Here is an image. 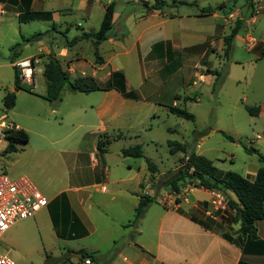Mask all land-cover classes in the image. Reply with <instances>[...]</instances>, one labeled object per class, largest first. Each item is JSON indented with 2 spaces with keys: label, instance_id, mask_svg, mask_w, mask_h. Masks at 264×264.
Masks as SVG:
<instances>
[{
  "label": "crops",
  "instance_id": "0c3cea01",
  "mask_svg": "<svg viewBox=\"0 0 264 264\" xmlns=\"http://www.w3.org/2000/svg\"><path fill=\"white\" fill-rule=\"evenodd\" d=\"M61 1L30 0L27 5L21 0H0V10L2 11L0 16L12 14L17 24L21 25L35 22L45 25L43 29H38L36 33H33H45L44 37L31 42L23 41L26 44L34 45L36 48L34 53L20 55L21 51L19 50L17 53V49L11 53L14 59L9 60L13 71L12 64L18 59L36 57L39 60L40 64L36 66L33 75L32 87L38 88L39 81L43 79V92L32 95L30 89L29 95L32 97L46 104L48 103L42 99L45 94V80L42 72L44 63L50 57L57 59L62 67L65 66L71 80L89 77L93 78L97 84L104 85L112 72L119 71L124 75L127 90L135 91L139 95L138 100H130L123 98L115 90L88 93H98V101L95 105L87 106L94 111V117L92 119V129L84 131L83 139L87 136H93L96 137L97 142L99 134L107 133L106 131L115 124H121L122 120L128 122L127 124L134 125L140 117L154 118L155 111L153 110L155 107L165 111V113H169L168 107H177L173 103L170 106L161 103H151L148 98L146 99L144 95L138 93V89L149 83L146 80L150 79V73L154 77L156 76L153 71V62L160 61L163 63L161 71L165 74L163 77L166 78L163 79L157 76L160 84L167 80L168 76H173L174 73L182 72L183 70L185 72L189 71L191 64L194 63L197 65L193 69L195 71L194 77L197 81H193V84H209L211 77L215 78L214 80L216 81V77L210 72L216 71L219 76L223 75V72L214 69L208 59L211 58V55H217V52H221L219 58L227 65L229 63L241 65V61L233 59V44L235 42L241 43L247 48L248 52L254 54V58L246 61V64L256 67L264 62V24L258 28L257 37H252L248 32V25L255 26L258 22V17L264 16V12L256 13L255 4L252 3L241 14L242 16L238 17L240 10H234L229 13V11H226L227 9H223L228 0H211V2L206 0H177V2L173 1L170 4H168L167 0H161L165 5L160 9H152L155 0H128L130 5L121 0L126 6L123 10L118 11L115 10V4L121 3L119 2L120 0H107L108 3H104L102 0H78L76 6H73L72 0H63L60 5ZM196 2H200V5H196ZM110 3L114 5L112 28L107 33L106 39L98 45L97 51L101 62L96 63L91 38L81 40L71 46L67 45V41L79 37L82 33L97 32L105 7ZM178 6L195 7L193 11H185L182 15H175L168 10V7H171V10L176 11ZM25 7L31 12L50 13L51 17L49 20H34L22 23L18 20V17L24 12ZM134 8L135 10L138 9V11H134ZM99 12L101 20L97 31H85L80 21H84L87 24L91 15L99 14ZM175 18L193 21L210 19L214 26L212 31L203 35L181 34L180 36H174L170 32L171 30H166V23ZM74 19H79L80 21L75 23ZM236 21H240L242 24L232 41L229 56L224 58L223 38L235 27ZM18 28L21 29V26L18 25ZM72 28H75V32L71 31ZM30 36L31 34L25 35V37L21 35L24 38ZM49 37L51 39H47ZM58 37L65 39V46L58 47L59 43L54 41V38ZM85 47L87 49L82 50ZM89 49H91L92 56L87 57L86 52ZM121 56H131L134 63L132 78L127 75L128 69L122 65ZM226 70L227 66L223 68L225 74H227ZM228 72H230V67ZM250 78L252 77L248 78V87L251 86ZM133 80L136 85H131L130 82ZM19 86L22 87L23 84L20 83ZM154 86V84L152 87L148 86L147 91L152 92V94H159L160 89L158 87H163L165 84ZM10 87V90L15 94L16 102V96L18 98L20 92H25L14 88V78ZM161 97L162 95H159V98ZM188 100V97L184 98V101ZM193 101L198 102L199 98H194ZM238 101L241 104H250L259 108L256 116H250L247 113L250 117H260L264 112V99L253 101L248 98L247 94L242 93L241 97L237 98ZM148 103L152 105L147 106ZM87 107H77L72 110L71 114L77 116L76 118L83 123L87 120L90 121L89 117L79 114L81 111L85 112ZM244 107L245 110L247 107L251 108L248 105ZM51 109V113H56L55 108ZM151 112H153L152 115H150ZM249 123L252 124V127H250L252 130L251 138L247 139L246 143L251 149L254 146L257 147L254 150L259 155L264 156V153H261V151L264 152L263 136L260 135L261 133H255V130H257L255 122L249 121ZM12 125L16 130L20 129L19 126L13 123ZM212 130L215 129H210V131ZM232 139L234 140V138ZM89 148H86L88 159L90 160L89 171L87 172L83 171L81 163L82 153L78 149H57L60 157L68 159L65 163L67 169H69V181L68 186L54 194L50 200L61 192L67 194L69 205L74 213L71 214L69 219L68 228L71 230L69 238L72 241L79 240L81 244L59 253L51 264H82L80 259L72 256V254H80L81 251L93 256L90 264H239L240 262L245 264H264V219L255 223V238L240 236L237 233L238 225L231 223L226 225L227 221L223 220L222 216L216 215L214 219L207 217L208 220L214 222V225L209 226L207 225L208 223L205 224V221L198 214V212H201L200 206L203 208L204 213L209 209V196L204 189L188 191L186 193L187 202L183 200L182 194L179 200H175L176 206H171L170 203H164L161 202L162 199H157L156 202L151 203L147 207L138 223L131 225L130 222L134 217V212L141 196L149 193V187L152 186L149 173L143 174L138 178L137 173H130L132 167L127 163L129 173L116 175L117 177L113 178L110 176V169L105 158H103L107 152L99 156L97 150L95 152ZM196 148H200V143ZM194 154H202L201 156H203L205 153L196 152ZM255 156V158L248 156L243 168L239 169L242 172L239 175L249 181H253L258 169L264 167V162L259 161L258 156ZM96 157H98L97 160ZM232 157L233 155L231 159H233ZM0 159L3 160V157H0ZM134 166L138 172L142 171L143 173V170L138 165ZM163 174L157 168L155 179L156 176ZM71 177L79 184H71ZM157 188H159V185ZM157 188L151 189L152 194L157 193ZM162 190H164V187H162ZM201 191L206 194V198L197 194V192ZM70 193L76 196V199L73 198L74 203ZM166 194L163 193L162 196L165 197ZM229 196L234 199L232 194ZM79 207L80 213L75 209ZM44 210L47 211V206L32 219H35ZM94 210L96 211L95 213H93ZM226 210L228 212L231 211V217L234 216L233 210L228 208ZM190 216H193L197 221L191 220ZM199 221H203L204 224H200ZM223 235L228 236L230 240L225 239ZM57 238H60V235ZM4 253L8 254V252Z\"/></svg>",
  "mask_w": 264,
  "mask_h": 264
},
{
  "label": "rangeland",
  "instance_id": "374dc122",
  "mask_svg": "<svg viewBox=\"0 0 264 264\" xmlns=\"http://www.w3.org/2000/svg\"><path fill=\"white\" fill-rule=\"evenodd\" d=\"M102 1L108 3L107 0ZM173 1L177 2V0H167L168 4ZM206 1L211 2V0ZM62 2L63 0L60 5ZM119 2L121 3L115 4L116 11L123 10L126 6L121 0ZM124 2L130 5L128 0H124ZM77 3L78 0H72L73 6H76ZM196 3V5H200V2ZM250 3L254 4L255 0H228L223 9H227L226 11H229V13L234 10H240L238 17H241V14L247 10ZM194 7L178 6L176 11L168 7V10L175 15H182L185 11H193ZM134 11H138V9L135 10L134 8ZM13 16L12 14L0 16V117L6 115L7 121L24 130L29 140L25 144H13L15 148L13 152L7 150L9 141L3 144L0 149V157H3V160L0 159V174H5L13 179L22 176L28 178L46 198L47 211H42L35 219L21 221L12 227L0 239V251L8 252L16 264H51L59 253L81 244L79 240L72 241L69 238L71 233L68 228L69 219L71 214L74 213L69 205L67 194L61 192L50 200L54 194L65 189L69 181V169H67L65 163L68 159L60 157L57 149H78L82 153L81 163L83 171H89L90 160L88 159L86 148L90 147L92 151L96 152V137L87 136L83 139V133L92 129L94 111L87 106L95 105L98 101V93L72 94L65 86L61 94V101L56 102V104H46L29 95L30 93L35 95L43 92V79H41L36 89L23 84L20 89L24 90L25 93L20 92L19 97L17 98L16 96L14 108L6 110L3 105V98L5 94L12 92L10 86L14 78V71L9 64V57L12 53L10 49L15 44H20L19 48L15 49V51L18 49L17 53L19 50L21 51L20 55L34 53L36 49L34 45L23 42L21 35L25 37V35L31 34L32 36L38 29H43L45 26L36 22L24 25L17 24ZM258 18L255 26L248 25V32L252 37L258 36V28L264 24V16L261 15ZM100 20L101 14L99 12V14H92L87 24L79 19H74V22L78 23L80 21L85 31L94 32L97 31ZM18 25L21 26V29L18 28ZM213 26L210 19L193 21L175 18L166 23V30H171L170 32L174 36H180L181 34L196 36L209 33L212 31ZM71 31L75 32V28H72ZM50 37L47 39H51ZM54 41L59 43L58 47L65 46V39L62 37L54 38ZM233 46V59L241 61V65L230 63L227 65L219 58L221 52H217V55H211V58L208 59L214 69L223 72V75L221 74L216 81L214 80L215 78L211 77L209 84H193V81H197L193 70L197 65L194 63L191 64L189 71L185 72L183 70L182 72L174 73L171 77L168 76V79L161 83L162 85L165 84V86L158 87L160 89L159 94H152V92L147 91L148 86L152 87L153 84L155 85L154 87L162 86L158 82L157 76L163 79L166 78L163 77L165 74L161 71L163 63L160 61L153 62V71L156 76L154 77L150 73V79L146 80L149 83L138 89V93L144 95L146 99L148 98L151 103H161L169 106L173 103L178 108H184L194 115L195 121L190 122L177 118L155 107L153 110L155 111L154 118L140 117L134 125L127 124L128 122L123 120L121 124H115L106 131L107 134L113 137L117 132H122L125 137L112 142L108 147L107 153L103 156L110 169L111 177L114 178L129 173L127 170V163H129L132 167L130 173H137L139 178L143 174L148 173L145 159H149L157 166L160 172L164 173L156 176L151 186L153 188L159 185L155 197L156 200L162 199L161 202H163L164 197L162 194L168 192L164 183L184 166L181 153L174 155L169 153L168 141L185 143L188 151L193 153H205L203 156L213 161L215 168L220 172L242 173L239 169L243 168L248 156L256 157L245 150L251 149L246 143L247 139L251 138L252 131L250 128L252 124L249 121L255 122L257 129L255 133H261L260 135L263 136L264 140V112L260 117H250L244 106H253L241 104L240 101L237 102V98L244 93L253 101L264 99V62L256 67L246 64V61L254 58V54L248 52L247 48L241 43L235 42ZM84 49H87V47L82 48V50ZM86 53L87 57L92 56L91 49ZM120 61L128 69L127 75L132 78L134 63L131 56H121ZM225 66H227V74L223 71ZM229 67L230 72H228ZM63 68L65 69V66ZM249 77H252L249 80L251 83L250 87L247 86ZM130 83L131 85H136L134 80ZM159 95H162V97L159 98ZM185 97H188L189 100L184 101ZM194 98H199V101L194 102ZM174 99L177 100L174 101ZM151 105L147 104V106ZM80 106L87 107L85 112L81 111L79 114L89 117L90 121L87 120L83 123L76 118L77 116L71 114L73 109ZM51 108H55L56 113H51ZM210 129L215 130H212V132ZM220 131L231 136L234 140H227ZM199 143L200 148L197 149L196 147ZM136 144L141 146L144 158H123L120 155L121 149ZM5 145L7 146L6 152L3 150ZM252 148L257 149L255 146ZM261 153L264 152L261 151ZM232 155L233 159H231ZM97 159L98 157H96ZM134 165H138L143 170V173L142 171L138 172ZM71 181V184H79L72 177ZM186 185H182L180 192L174 197L176 200L180 199ZM151 187H149L148 195L152 194ZM162 187H164V190L161 191ZM197 194L206 198V194L202 191L197 192ZM70 197L74 203L76 196L70 193ZM75 209L80 213V207ZM200 209L201 212H198V214L205 221V224L214 225V222L207 219L201 206ZM95 212L94 210L93 213ZM217 215L222 216L223 220L227 221L226 225H229L231 211L225 210L223 214L219 212ZM58 235H60V238H57Z\"/></svg>",
  "mask_w": 264,
  "mask_h": 264
},
{
  "label": "trees",
  "instance_id": "16d2710c",
  "mask_svg": "<svg viewBox=\"0 0 264 264\" xmlns=\"http://www.w3.org/2000/svg\"><path fill=\"white\" fill-rule=\"evenodd\" d=\"M25 4H29L30 0H21ZM165 3L161 0H155V4L152 9H160ZM113 3L108 4L105 7V11L99 26V29L95 33H82L79 37H75L70 41H67V45L71 46L81 40H91L93 48V54L96 63H100L101 59L98 56V45L104 41L107 37V33L112 28L113 18ZM51 17L50 13L47 12H31L27 7L24 8V12L19 15L18 20L22 23L34 21V20H49ZM240 21H236L235 27L231 29L230 33L223 38V56L227 58L230 54L232 41L237 34V31L241 26ZM45 33H37L28 38L22 37L23 41L31 42L36 41L44 37ZM19 44H15L10 50L15 51ZM14 56H10V60H13ZM216 79L219 77L218 72L212 71ZM45 80V94L42 96L48 103H56L61 100V93L65 86L71 93H82L88 94L96 91H108L115 90L123 98L130 100H138L139 95L135 91H128L125 84L124 75L117 71L112 72L108 81L104 85L97 84L93 78H76L71 80L66 69L62 67L60 62L50 57L43 66L42 72ZM20 82L18 74L14 69V88L20 89ZM215 85V83H214ZM214 89V86H213ZM15 104V94L7 93L3 98V105L6 110H10ZM247 113L250 116H256L259 112L258 107L246 108ZM168 112L177 118L184 119L190 122H194V116L178 107H168ZM220 133L229 141L233 139L225 133ZM125 135L122 132H117L113 137H110L107 133H101L98 135L96 142V150L98 155L101 156L107 152L108 146L113 142L120 139H124ZM9 145L7 150L9 152L15 151L13 144H25L28 142V135L22 129H17L10 132L8 135ZM167 147L169 153L174 155L176 153L183 154V165L184 169L180 172H176L173 177L165 182V188L167 193L178 194L182 188V185L188 184L196 189L204 190H217L222 192L227 199V208L234 211V216L231 217L230 223L238 225L237 233L242 237L255 238L256 228L255 223L264 219V167L258 169L253 181H249L234 172H220L218 171L213 162L204 156L196 155L193 152L188 151V147L185 143L176 141H168ZM248 153L255 154L258 156L259 161L264 162V156H261L254 149H245ZM121 156L124 158L142 159L144 158L143 151L140 145H132L121 149ZM147 170L149 173V179L152 182L155 179L157 173V166L152 163L149 159H145ZM153 187V189L157 188ZM155 191V190H154ZM230 194L234 196L230 198ZM156 202L155 194H145L141 196L138 205L134 212V217L130 222L131 225H135L141 219L145 213L147 207ZM190 219L197 221L193 216ZM200 224H204L200 222ZM223 237L227 240L230 238L226 235ZM81 261L89 259L90 263L93 260V256L86 252L81 251ZM239 264H245L240 262Z\"/></svg>",
  "mask_w": 264,
  "mask_h": 264
},
{
  "label": "built area",
  "instance_id": "2783aa9c",
  "mask_svg": "<svg viewBox=\"0 0 264 264\" xmlns=\"http://www.w3.org/2000/svg\"><path fill=\"white\" fill-rule=\"evenodd\" d=\"M254 4L256 13L264 12V0H257ZM38 64L39 60L36 57L21 58L12 64L21 84L33 85V75ZM15 130L12 123L7 121L6 116L0 117V149L5 142L9 141V133ZM6 147L5 145L4 151ZM194 189L196 188L191 185L185 186L184 193H182L185 202L188 201L186 193ZM206 192L209 196V209L206 210L205 215L214 219L219 212L223 213L227 209V199L220 191L206 190ZM175 196L176 194L167 193L165 197L163 196L165 198L163 202L176 206ZM46 206V198L28 178L22 176L13 179L0 174V239L16 223L34 218ZM0 264L16 263L7 253L0 251ZM82 264H90V260L85 259Z\"/></svg>",
  "mask_w": 264,
  "mask_h": 264
},
{
  "label": "water",
  "instance_id": "95a60500",
  "mask_svg": "<svg viewBox=\"0 0 264 264\" xmlns=\"http://www.w3.org/2000/svg\"><path fill=\"white\" fill-rule=\"evenodd\" d=\"M182 169H184V166L182 168H180L179 170H177L176 172H180ZM73 257L77 258V259H81L82 255L81 254H72Z\"/></svg>",
  "mask_w": 264,
  "mask_h": 264
}]
</instances>
